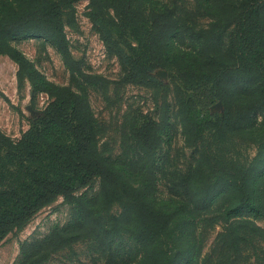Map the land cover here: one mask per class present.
Wrapping results in <instances>:
<instances>
[{
	"label": "trees",
	"instance_id": "trees-1",
	"mask_svg": "<svg viewBox=\"0 0 264 264\" xmlns=\"http://www.w3.org/2000/svg\"><path fill=\"white\" fill-rule=\"evenodd\" d=\"M71 1L0 0V53L22 66L10 41L34 33L49 34L61 49L60 5ZM160 3L89 0L104 45L122 66V82L167 91L170 83L154 71L168 70L193 149L189 163L182 168L155 158L161 130L147 116L126 131L129 152L103 155L88 94L52 85V101L19 139L0 133V238L58 195L76 200L77 184L98 178L100 191L82 203L73 227L32 246L25 264L81 236L106 253L105 264H264V228L255 223L264 216V0H199L209 15L200 28L177 6ZM216 101L221 113L209 111ZM114 203L122 211L110 215ZM97 205L106 212L99 215ZM214 220L221 228L202 254L198 229ZM123 233L134 239L128 260L112 248Z\"/></svg>",
	"mask_w": 264,
	"mask_h": 264
},
{
	"label": "rangeland",
	"instance_id": "rangeland-1",
	"mask_svg": "<svg viewBox=\"0 0 264 264\" xmlns=\"http://www.w3.org/2000/svg\"><path fill=\"white\" fill-rule=\"evenodd\" d=\"M155 1L177 6L185 20L196 28L209 22L207 9L198 6L199 0ZM60 6L61 49L49 34L34 33L16 36L10 41L26 61L22 66L7 53H0V133L19 139L30 127L31 119L52 101V85L69 86L79 91L83 88L98 123V145L103 155L117 158L129 152L131 149H127L126 141L129 140L125 133L132 123L142 122L147 116L154 119L161 130L162 142L155 158L161 163L167 157L166 164L173 160L176 166L184 168L193 149L183 135L179 98L168 70L158 68L154 71L157 78L170 83L167 91L160 87L122 82V66L117 57L107 51L91 18L89 0H75ZM233 9L231 6L228 13ZM222 36L227 40L228 33ZM188 40L185 37V45ZM63 51L69 53L72 61H65L61 54ZM35 86L41 89L35 90ZM209 111L221 113V102L211 104ZM157 183L159 190L165 192V178H158ZM99 191L100 181L93 178L86 184H77L76 200L58 195L39 208L26 222L0 238V264H25L32 246L43 242L55 230L73 227L80 220L82 203L90 201ZM96 207L99 215L106 212L101 205ZM121 211L119 203L107 209L110 215ZM255 223L264 228V216L256 218ZM220 228L215 220L200 226L198 245L202 254L208 250ZM81 234L84 235V231ZM113 247L121 255L126 252L125 259L128 260L127 251L134 248V239L128 233L114 236ZM95 249L81 236L60 246L49 256L41 257L37 264H105L106 253Z\"/></svg>",
	"mask_w": 264,
	"mask_h": 264
}]
</instances>
